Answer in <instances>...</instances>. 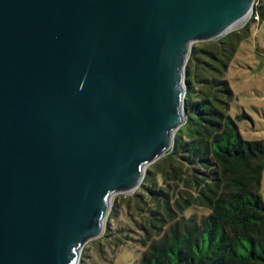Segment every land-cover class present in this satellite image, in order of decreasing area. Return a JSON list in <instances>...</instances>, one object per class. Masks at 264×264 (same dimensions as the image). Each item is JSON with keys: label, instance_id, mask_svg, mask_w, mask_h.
Returning a JSON list of instances; mask_svg holds the SVG:
<instances>
[{"label": "water", "instance_id": "obj_1", "mask_svg": "<svg viewBox=\"0 0 264 264\" xmlns=\"http://www.w3.org/2000/svg\"><path fill=\"white\" fill-rule=\"evenodd\" d=\"M255 0H0V264H79L184 122L194 42Z\"/></svg>", "mask_w": 264, "mask_h": 264}, {"label": "trees", "instance_id": "obj_2", "mask_svg": "<svg viewBox=\"0 0 264 264\" xmlns=\"http://www.w3.org/2000/svg\"><path fill=\"white\" fill-rule=\"evenodd\" d=\"M251 14L240 29L192 44L184 122L139 186L113 197L92 240L100 260L111 264L127 250L136 253L135 264H264V139L243 137L239 121L249 116H232L236 95L228 80L251 21L264 19V0H255Z\"/></svg>", "mask_w": 264, "mask_h": 264}, {"label": "rangeland", "instance_id": "obj_3", "mask_svg": "<svg viewBox=\"0 0 264 264\" xmlns=\"http://www.w3.org/2000/svg\"><path fill=\"white\" fill-rule=\"evenodd\" d=\"M251 17L250 13L241 24L231 30L240 29L250 21ZM251 32L250 37L241 43L228 72V80L236 95L231 114L236 116L246 112L249 117L239 121L243 137L248 140H262L264 139V19L251 21ZM261 193L264 198V171ZM117 194L119 193H115L112 199ZM94 239L97 240V238ZM92 240L86 242L82 248L88 252L89 258L84 256L83 260L79 259V264L92 262L110 264L109 261L100 260V254L99 257L97 255V246L92 243ZM102 253L106 257L110 256L104 248ZM135 258L134 251L122 250L115 255L111 264H135Z\"/></svg>", "mask_w": 264, "mask_h": 264}, {"label": "bare ground", "instance_id": "obj_4", "mask_svg": "<svg viewBox=\"0 0 264 264\" xmlns=\"http://www.w3.org/2000/svg\"><path fill=\"white\" fill-rule=\"evenodd\" d=\"M235 26H236V25H235ZM235 26H233V27H235ZM233 27H232V28H233Z\"/></svg>", "mask_w": 264, "mask_h": 264}]
</instances>
